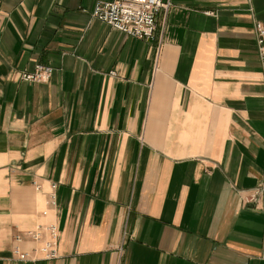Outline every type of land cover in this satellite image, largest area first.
I'll return each mask as SVG.
<instances>
[{"label": "crops", "instance_id": "0c3cea01", "mask_svg": "<svg viewBox=\"0 0 264 264\" xmlns=\"http://www.w3.org/2000/svg\"><path fill=\"white\" fill-rule=\"evenodd\" d=\"M96 1L0 0V264H264V0H163L150 40Z\"/></svg>", "mask_w": 264, "mask_h": 264}, {"label": "rangeland", "instance_id": "374dc122", "mask_svg": "<svg viewBox=\"0 0 264 264\" xmlns=\"http://www.w3.org/2000/svg\"><path fill=\"white\" fill-rule=\"evenodd\" d=\"M114 0H97L96 2H94V4L92 5L91 9H90V16L98 21H100L101 23L116 29L108 24H106V22L96 18L94 16V10L97 6H103L105 3H111ZM163 3H165V1L161 0ZM168 8V6H167ZM167 8L165 9L164 7H160L157 12L154 15V26H153V30L151 31L149 37H136L133 35H130L126 32V35L135 37V38H143V39H152L154 36V32H155V28H156V17L157 14L161 11L162 13L165 12L167 10ZM261 29L264 32V26L258 22L255 21L253 24V34H254V39H255V43H256V56L257 59L260 62L261 65V70H262V76H263V83H264V69H263V64L262 61L259 57L258 54V50H259V46H258V42H257V33H256V28ZM118 30V29H116ZM120 31V30H119ZM122 32V31H121ZM51 73V68L47 65H43V64H34L31 70H23L21 72L18 73V77L20 80L26 81V82H47V80L49 79ZM25 76V77H24ZM37 185H35L36 187ZM253 198V195H249L247 196L244 200L248 201L251 200ZM38 232V233H37ZM26 233V232H25ZM25 233H18L14 236V241H15V245L20 246L24 243V241L29 240L32 241V245L28 248V250H21L20 248H18L17 246H14L13 249V253L15 255V257L18 260H26V259H53L57 256V251H56V247H57V227L55 226V224L52 223H42V224H37L33 227V229H31L26 236ZM38 234V235H37ZM25 244V243H24ZM52 252V255L50 254Z\"/></svg>", "mask_w": 264, "mask_h": 264}, {"label": "built area", "instance_id": "2783aa9c", "mask_svg": "<svg viewBox=\"0 0 264 264\" xmlns=\"http://www.w3.org/2000/svg\"><path fill=\"white\" fill-rule=\"evenodd\" d=\"M167 6L168 3H163L161 0H114L103 6H97L93 14L122 32L136 37H149L153 30L155 13L160 7L166 9ZM256 33L258 54L264 69V32L257 26ZM50 254L52 255V252Z\"/></svg>", "mask_w": 264, "mask_h": 264}]
</instances>
